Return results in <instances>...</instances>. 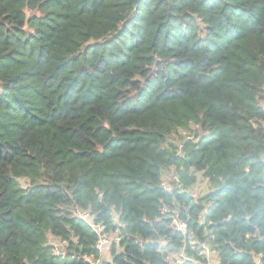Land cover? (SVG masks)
I'll use <instances>...</instances> for the list:
<instances>
[{
	"label": "trees",
	"instance_id": "16d2710c",
	"mask_svg": "<svg viewBox=\"0 0 264 264\" xmlns=\"http://www.w3.org/2000/svg\"><path fill=\"white\" fill-rule=\"evenodd\" d=\"M262 99L264 0H0V264H264Z\"/></svg>",
	"mask_w": 264,
	"mask_h": 264
},
{
	"label": "rangeland",
	"instance_id": "374dc122",
	"mask_svg": "<svg viewBox=\"0 0 264 264\" xmlns=\"http://www.w3.org/2000/svg\"><path fill=\"white\" fill-rule=\"evenodd\" d=\"M261 104H262V106L264 107V99H262L261 100ZM188 135V133L186 132V131H183V130H181L180 131V133L179 134H177V135H175V137H173L172 138V140L176 143V144H180V142H181V139L184 137H186ZM197 181L188 189V192L192 195V196H194V197H200V196H202V195H205L206 193H208L209 192V190H210V183L208 182V180L204 177V175H203V173L202 172H197ZM166 176H169V177H171L172 176V173H167L166 174ZM20 180V183H21V185L23 186V187H27L28 186V182H29V180L28 179H26V178H21V179H19ZM168 181L170 180V179H167ZM77 214H79L80 216H82V215H85L86 216V219H90V215H89V213H87V212H81V211H78L77 212ZM91 220V219H90ZM50 243L52 244V245H54L55 246V252L56 253H59V254H61V253H65L66 251H65V247H66V245H65V242L64 241H58V240H54L53 238L50 240ZM206 243V242H205ZM206 251H205V254L206 255H204L203 253V251L201 252L203 255H204V257L205 256H207L208 257V262L210 263V264H218V259H217V254L215 253V251H214V248H213V246L212 245H208L207 243H206ZM109 247H110V244H107V245H105L103 248H102V253H103V257L105 256L106 258H109V256H110V250H109ZM181 255H183V254H181ZM171 256V255H170Z\"/></svg>",
	"mask_w": 264,
	"mask_h": 264
},
{
	"label": "built area",
	"instance_id": "2783aa9c",
	"mask_svg": "<svg viewBox=\"0 0 264 264\" xmlns=\"http://www.w3.org/2000/svg\"><path fill=\"white\" fill-rule=\"evenodd\" d=\"M170 180L174 181L175 177L172 175L170 177ZM169 181L168 180L163 181L162 185L165 186V187H169ZM169 213H171V215H168ZM160 214L163 217H170L172 219L171 224H172L173 227H175V229L177 231L182 232L185 235L188 234V233L192 235L193 232L192 231H188V227H189L188 226V222L179 218V212L177 210H169L167 207H162L161 210H160ZM81 217L86 219L85 215H82ZM95 229H96V231L99 234V239L97 241L96 246L101 251H102V248L105 245L112 244V243L117 242V241L120 240V236H119L118 232H116L114 234L106 233L104 228H103V226H100V225L95 226ZM202 245L205 246L206 243H203ZM85 258L88 261H90L92 264H99V260H95L93 257L86 256ZM169 258H171V256Z\"/></svg>",
	"mask_w": 264,
	"mask_h": 264
}]
</instances>
